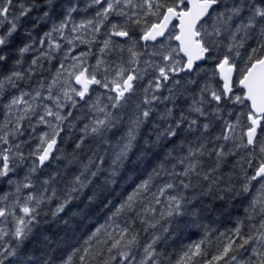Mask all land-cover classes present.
I'll use <instances>...</instances> for the list:
<instances>
[{"label": "snow or ice", "instance_id": "1", "mask_svg": "<svg viewBox=\"0 0 264 264\" xmlns=\"http://www.w3.org/2000/svg\"><path fill=\"white\" fill-rule=\"evenodd\" d=\"M0 264H264V0H0Z\"/></svg>", "mask_w": 264, "mask_h": 264}]
</instances>
